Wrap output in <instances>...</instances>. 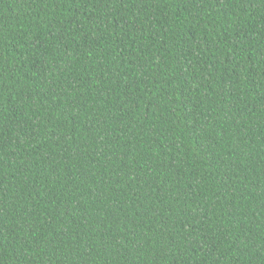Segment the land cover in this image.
<instances>
[{"label":"trees","instance_id":"trees-1","mask_svg":"<svg viewBox=\"0 0 264 264\" xmlns=\"http://www.w3.org/2000/svg\"><path fill=\"white\" fill-rule=\"evenodd\" d=\"M0 264H264V0H0Z\"/></svg>","mask_w":264,"mask_h":264}]
</instances>
